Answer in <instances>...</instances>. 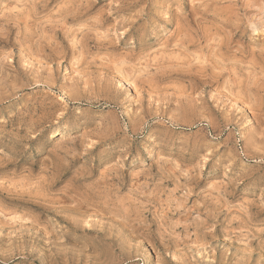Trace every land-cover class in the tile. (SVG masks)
I'll use <instances>...</instances> for the list:
<instances>
[{
    "label": "rangeland",
    "instance_id": "1",
    "mask_svg": "<svg viewBox=\"0 0 264 264\" xmlns=\"http://www.w3.org/2000/svg\"><path fill=\"white\" fill-rule=\"evenodd\" d=\"M0 264H264V0H0Z\"/></svg>",
    "mask_w": 264,
    "mask_h": 264
},
{
    "label": "bare ground",
    "instance_id": "2",
    "mask_svg": "<svg viewBox=\"0 0 264 264\" xmlns=\"http://www.w3.org/2000/svg\"><path fill=\"white\" fill-rule=\"evenodd\" d=\"M39 206V205H38Z\"/></svg>",
    "mask_w": 264,
    "mask_h": 264
}]
</instances>
